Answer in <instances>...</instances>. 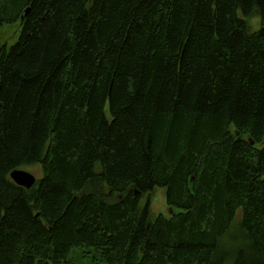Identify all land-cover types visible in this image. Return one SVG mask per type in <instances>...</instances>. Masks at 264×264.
Masks as SVG:
<instances>
[{
  "label": "trees",
  "instance_id": "1",
  "mask_svg": "<svg viewBox=\"0 0 264 264\" xmlns=\"http://www.w3.org/2000/svg\"><path fill=\"white\" fill-rule=\"evenodd\" d=\"M5 22L0 264H264V0H0ZM158 186L178 211L141 203Z\"/></svg>",
  "mask_w": 264,
  "mask_h": 264
},
{
  "label": "rangeland",
  "instance_id": "2",
  "mask_svg": "<svg viewBox=\"0 0 264 264\" xmlns=\"http://www.w3.org/2000/svg\"><path fill=\"white\" fill-rule=\"evenodd\" d=\"M248 28L250 31H255L260 28V26L263 24L260 17L257 14H253L248 18ZM19 23H3L0 25V43H6V44H12L18 35L19 32ZM22 169H25L27 171L32 172L37 178L42 177L43 171L40 165L33 164V165H26L22 167ZM120 195H114L115 199H118ZM151 199H148V198ZM150 200V208L152 211V214L154 216L162 213L165 216H169L173 213V211H178V208L171 209L169 208L167 202H166V188L165 187H156L155 191L152 195L145 194L141 197V203L144 205L145 202ZM228 240V242H234V240H239V238H236L234 235H228L225 238ZM241 242L238 243V245ZM237 245V246H238ZM226 246V245H225ZM77 260V259H76ZM80 262V261H79Z\"/></svg>",
  "mask_w": 264,
  "mask_h": 264
},
{
  "label": "water",
  "instance_id": "3",
  "mask_svg": "<svg viewBox=\"0 0 264 264\" xmlns=\"http://www.w3.org/2000/svg\"><path fill=\"white\" fill-rule=\"evenodd\" d=\"M29 11V8L25 10V14ZM254 143V141H251ZM11 179L19 186L25 188H31L37 181V177L30 171L22 168H16L10 173ZM138 193V191H136Z\"/></svg>",
  "mask_w": 264,
  "mask_h": 264
}]
</instances>
